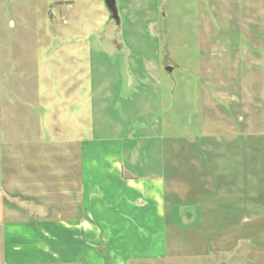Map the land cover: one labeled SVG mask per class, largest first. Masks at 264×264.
<instances>
[{"label": "rangeland", "instance_id": "1", "mask_svg": "<svg viewBox=\"0 0 264 264\" xmlns=\"http://www.w3.org/2000/svg\"><path fill=\"white\" fill-rule=\"evenodd\" d=\"M115 3L118 26L103 0H1L8 15L0 27L2 64L12 60L8 35H18L13 45L34 55L17 59L21 70L36 72L38 57L47 62L41 73L50 59L66 70L79 60L82 132L71 130L60 141L118 134L128 152L130 132L142 148L160 147L167 167H177V176L166 171L170 257L161 264H264V0ZM40 35H63L65 48L51 54L62 42L35 41ZM10 75L1 69L0 101L10 102L3 93ZM41 88L47 93L46 81ZM175 192L182 211L207 205L206 225L199 212L191 225L178 224ZM237 196L246 208L239 223L228 204Z\"/></svg>", "mask_w": 264, "mask_h": 264}, {"label": "crops", "instance_id": "2", "mask_svg": "<svg viewBox=\"0 0 264 264\" xmlns=\"http://www.w3.org/2000/svg\"><path fill=\"white\" fill-rule=\"evenodd\" d=\"M5 6L6 11L11 8ZM1 11L0 5V27L8 16ZM7 24L11 27L12 21ZM8 36L13 47L9 65L2 64L3 37L0 39V72L11 73L10 84L3 86L10 102L0 101V264L163 263L170 254L166 171L177 176V167H167L160 147L142 148L139 145L144 144L136 143L130 132L125 135L132 142L130 152L118 134L95 137L90 132L69 143L60 141L71 137V130L72 134L82 132L76 105L85 69L79 60L66 70L64 63L54 64L50 59L53 65L48 63L41 73V65L47 62L43 59L41 63L36 54V72L27 71V67L21 70L17 59L25 56L28 60L34 55L13 45L18 35ZM35 41L47 45L62 42L51 54L65 48L63 35H40ZM30 74H36L35 79ZM44 81L49 86L47 93L41 88ZM66 81H70L68 86ZM62 121L71 122L68 126L56 124ZM46 135L53 138L45 142ZM172 196L174 209L178 194ZM238 198L228 204L230 216L239 218V223L244 206ZM189 201L191 205L193 201ZM178 208L175 217L181 227L185 225L181 219L187 225L195 222L194 212L201 213L205 225L209 220L207 205L189 207L192 211ZM221 208L227 218L226 206ZM249 226L253 237L255 226ZM240 232L243 234V229ZM244 237L249 241L250 236Z\"/></svg>", "mask_w": 264, "mask_h": 264}, {"label": "water", "instance_id": "3", "mask_svg": "<svg viewBox=\"0 0 264 264\" xmlns=\"http://www.w3.org/2000/svg\"><path fill=\"white\" fill-rule=\"evenodd\" d=\"M104 5L106 6L111 19L114 21V23L118 26L119 25V16H118V11L116 7L115 0H103ZM172 69L171 66H168L165 68L167 72H170Z\"/></svg>", "mask_w": 264, "mask_h": 264}, {"label": "trees", "instance_id": "4", "mask_svg": "<svg viewBox=\"0 0 264 264\" xmlns=\"http://www.w3.org/2000/svg\"><path fill=\"white\" fill-rule=\"evenodd\" d=\"M181 154H182V152H181Z\"/></svg>", "mask_w": 264, "mask_h": 264}]
</instances>
